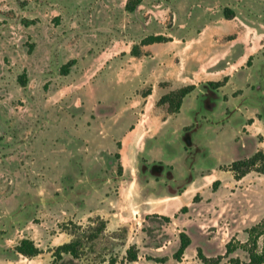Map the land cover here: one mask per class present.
<instances>
[{"label":"rangeland","instance_id":"1","mask_svg":"<svg viewBox=\"0 0 264 264\" xmlns=\"http://www.w3.org/2000/svg\"><path fill=\"white\" fill-rule=\"evenodd\" d=\"M126 1L0 0V264H202L197 249L223 255L232 237L243 242L244 230L264 216V176L251 172L236 181L217 167L205 176L207 167L251 155L261 137L254 127L253 141H246L245 126L237 135V120L209 128L216 163L195 167L186 197L196 201L168 219L154 214L164 200L143 194L145 186L130 178L136 159L127 157L129 137L120 152L131 128L143 144L164 120L168 132L182 125L195 94L186 97L179 117H168L156 106L164 93L222 81L258 55L264 61V0H142L135 13L125 11ZM223 9L234 18L225 19ZM148 36L170 41L142 46ZM134 46L139 57L130 53ZM249 87L246 94L253 93ZM256 103L247 100L238 117L257 112ZM217 177L222 182L213 190ZM181 232L191 244L177 262ZM75 238L80 256L54 260V249ZM22 239L41 253L16 254ZM131 245L138 249L135 263L124 259Z\"/></svg>","mask_w":264,"mask_h":264},{"label":"trees","instance_id":"2","mask_svg":"<svg viewBox=\"0 0 264 264\" xmlns=\"http://www.w3.org/2000/svg\"><path fill=\"white\" fill-rule=\"evenodd\" d=\"M142 0H127L124 9L128 13H135L138 6L141 5ZM222 15L225 19L231 20L235 14L229 9H223ZM25 24H32L25 21ZM170 41L161 36H148L141 41L142 46H149L152 44L164 43ZM131 55L139 57L140 53L136 46L131 48ZM75 63L74 60L67 62L60 68L62 75H67L71 66ZM249 64V60L247 61ZM18 82L22 87L27 84L25 74H21L18 77ZM227 82V78L220 82L208 81L200 83L198 85H185L177 89L171 90L163 94L156 106L164 107L168 115L177 114L183 104L184 99L195 89L198 90L196 98V108L189 111V116L192 119L190 126L184 127L179 135L178 141L174 144H165L164 148L166 153L170 156L176 155L180 152L179 148H182L181 166L185 170V177L183 179H177L174 170L164 165L163 163H148L143 158H139L136 165V175L133 180L140 184L148 183L149 179L156 181V187L151 189L146 187L143 189V194L153 192L155 195L165 194L173 197L181 195L187 186L194 180V168L200 164V162L210 159L207 149L203 145L202 136L200 135L203 127L206 124H213L212 114L215 111L217 104L223 98L220 95V88ZM255 92H259L256 88ZM260 90H264V85L260 86ZM150 95L147 91L144 94V98ZM256 101L259 103L260 113L258 118L264 121V96L259 97L254 95ZM232 112L226 113V118L231 115ZM250 122V121H249ZM120 146V145H118ZM119 159V154L115 155ZM223 171H229L233 174L236 181L241 180L243 177L251 172H256L259 175L264 176V152L258 150L251 156L243 159L232 161L229 165L221 168ZM122 166L119 165L118 174L121 176ZM219 181L212 183V189L215 190ZM196 201V196L193 198ZM187 207H182L180 212H186ZM164 219H168L163 217ZM104 222L100 223L98 232L101 233L104 229ZM246 235L245 240L238 241L235 237H232L224 246L223 255L216 257H207L203 254L202 250L197 249L196 255L202 264H264V216L257 223L251 225L244 230ZM97 233L88 237V240L96 239ZM179 246L176 252L173 254V259L179 262L182 259L186 249L191 244L190 237L181 232L178 235ZM82 243L80 238H75L69 243L58 246L53 251L54 260H59L62 255H69L74 259L80 256V250ZM14 252L25 258H34L38 256L41 251L35 246L33 241L29 239H22L14 248ZM124 259L128 263H135L138 259V249L135 245L129 246L125 251ZM165 259L155 260L157 263H163Z\"/></svg>","mask_w":264,"mask_h":264},{"label":"crops","instance_id":"3","mask_svg":"<svg viewBox=\"0 0 264 264\" xmlns=\"http://www.w3.org/2000/svg\"><path fill=\"white\" fill-rule=\"evenodd\" d=\"M254 58H253L254 60H253L251 65L247 64L248 60L241 61L240 65L238 67H236L234 69V71H231V73H227L225 75V78H227V82L219 90L220 95L223 99L218 102L217 107L212 114V118H213L214 123L213 124H206L203 127L202 132L200 134L202 136L203 145L207 149L209 156L211 155V153L209 151L208 142L215 135L214 133H211L209 128L211 126H214V125L222 124L223 121H225L226 123H229V124H233L235 122V120H237L238 121L237 135H239V133H241L242 128H244V126H245L244 132L247 134L245 136L246 141H253L252 137H254L256 134V133H254V135L251 134L249 128L254 127L257 130H260L259 134L261 137L257 138L258 139V145H257V147L256 146L254 147L252 154L258 150L263 151L262 148L264 146V121L260 120L258 118V114L260 113V107H259V103L256 101V98H254V95H258L259 97L264 96V90H260V86L264 85V61H262V59L259 58V55L254 57ZM229 64H231V63H229ZM222 81H223V79H222ZM213 82H215V81H213ZM216 82H220V81H216ZM233 83L239 84V85H237L236 89L230 87L231 86L230 84H233ZM242 85H244V86H242ZM247 85H250L249 88L253 91V93H251V94L245 93L244 87H247ZM254 88H256V90L259 92H255L253 90ZM236 90H240L241 93L237 94ZM191 93L195 94L194 107L188 109L185 112V115H184L185 117L182 116L183 117L182 125H180V127L176 131L168 132L167 128L165 127V124L167 121L164 120L162 122L163 126H161L160 129H158L157 133L155 135H152L151 138L144 139L143 144H141V139H139L137 136H135V133H134L136 130L135 128H131L130 130H127L126 132H124L126 134L123 135L121 138L122 142H121L120 152L122 149L123 140L126 137H129L130 145L128 146L127 157H134L136 159V162L134 164L135 165L134 169H136L138 159L143 158L148 163H156V162L163 163L164 165L171 167L174 170L175 176L177 174L179 175L178 176L179 179L183 178V175H185V170L181 166L182 148L181 147L179 148L180 152L178 154L170 156L166 153L164 145L176 143L178 141L181 130L184 127L190 126L192 124V119L189 116V111L194 110L196 108V98L198 95L197 88H195ZM247 100H255L257 102L254 106H251L252 108L254 107L253 109L257 110V112H254L253 115H251L249 117H245V115H243L246 119L239 118L238 116H241V114L244 113L243 110L248 107V105L245 104L247 102ZM183 103H184V101H183ZM217 110H220L219 114H217ZM181 112H182V106L180 108V111L177 114H173V115H168L167 113L166 114L168 115V117H172V116L173 117H179L181 115ZM227 112H232V113L229 117L226 118ZM246 121H247V125L245 124ZM215 123H217V124H215ZM241 141H243L242 138H241ZM241 148L242 149L245 148V144H242ZM230 151H237V148L236 147H235V149L230 148ZM251 155H249V156H251ZM249 156H247V157H249ZM210 158H211V160H213L216 163L215 159L212 156H210ZM123 160H124V158L122 156V162H123ZM229 164L219 165L218 163H216V166H212L210 168L207 167V168H205V170L209 171V173H206L205 176L206 177L211 176L213 174L212 172L216 169V167L219 171H223V170H221V168L224 166H227ZM200 165L201 164L196 166L197 169H199L198 167H200ZM203 165L205 166V164H203ZM193 172H194V180L187 187H189L190 185H192L196 181V175H195L196 170H195V168H194ZM223 172L229 173L233 177V174L231 172H229V171H223ZM122 178H124V177L122 176ZM217 179L218 180H216V181L222 182V179L220 177H217ZM156 184H157L156 181L151 178V179H149L148 183L141 184V185L145 186L144 188H146V186H147L151 189H154L156 187ZM211 186H212V184H211ZM187 191H188V189H185V191L181 195H177V196H173V197L167 196L165 194H160L157 196L154 195L158 200H160V201L164 200L163 202L165 203V204L163 203L162 205L159 204V206L157 207V211L154 212V214H159V216H161L160 214L162 213V217L170 218L169 217L170 215L176 213L182 207H187V203L189 202V200L193 199V197H191L192 195L190 197H186L188 194ZM177 202H181V203L179 205H176ZM135 216L136 215H134V217Z\"/></svg>","mask_w":264,"mask_h":264},{"label":"water","instance_id":"4","mask_svg":"<svg viewBox=\"0 0 264 264\" xmlns=\"http://www.w3.org/2000/svg\"><path fill=\"white\" fill-rule=\"evenodd\" d=\"M206 165V164H205ZM207 166V165H206ZM212 167V166H211Z\"/></svg>","mask_w":264,"mask_h":264}]
</instances>
